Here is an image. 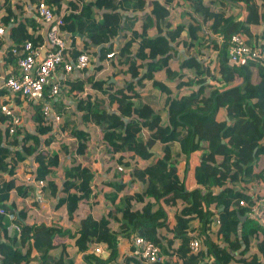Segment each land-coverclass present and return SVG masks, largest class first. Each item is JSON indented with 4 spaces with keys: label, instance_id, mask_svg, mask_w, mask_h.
<instances>
[{
    "label": "trees",
    "instance_id": "1",
    "mask_svg": "<svg viewBox=\"0 0 264 264\" xmlns=\"http://www.w3.org/2000/svg\"><path fill=\"white\" fill-rule=\"evenodd\" d=\"M45 1L59 12L64 2ZM68 1L72 12L63 15L66 30L85 36L87 49L104 46L106 53L100 56L95 73L107 68L105 59L115 53L110 58L112 74L125 84L118 87L96 74L87 81H63L61 95L75 101L82 125L69 113L70 104L57 99L54 109L61 120L56 130L43 110L54 100L52 86L47 85L42 101L34 104L35 132L26 133L22 140L12 137L14 144L21 143L20 150L4 145L11 139L10 120L0 114V208L15 211L3 205L10 192L18 190L26 196L32 190L33 186L17 185L15 178L5 175H13L20 160L35 155V179L45 182L41 194L54 202L55 212L50 224L30 225L28 211L23 209L16 221L21 231L13 235L7 216L0 213V264H31L36 251L46 253L39 264H79L69 250L72 244L78 248L76 253L85 254V264H118L123 256L119 243L129 241L135 232L160 246L165 259L155 264H264V226L239 203L251 196L227 187L240 179L264 182V63L232 66L228 62L235 34L252 44L262 31L264 43V0ZM12 4V0H0L1 8L8 11L3 21L11 28L12 39L5 52L6 67L18 64L26 40L35 46L43 43L40 35L31 33L39 27L36 20L27 18L11 26ZM173 6L186 11L188 25L172 22ZM96 9L104 10L100 20ZM228 10L233 13L228 15ZM120 33L126 41L115 50L114 40ZM5 44L0 39V49ZM83 51L71 50L72 58ZM147 82L159 95L142 89ZM86 83L101 91L103 98L87 91ZM97 129L102 133L98 137ZM25 130L18 128L21 133ZM169 132L174 134L166 139ZM61 135L77 140L73 150L62 144L67 160L46 149L59 143ZM95 139L105 150L101 176L78 159ZM174 139L181 145L184 163L174 158L169 145L153 159L151 150L158 140ZM31 140L34 144L28 145ZM202 150L208 151L199 158ZM134 161L137 164L128 171ZM183 164H190V174H181ZM192 181L195 186L187 191ZM179 197H185L186 203H180ZM164 199L180 209L174 224L167 223ZM94 206L107 208V213L96 218ZM215 213L221 217V229L206 235V225ZM245 215L248 218L243 220ZM169 234L176 237L174 250ZM196 237L204 239L206 246L193 254L190 242ZM100 244L108 255L94 252ZM52 250L58 253L51 254Z\"/></svg>",
    "mask_w": 264,
    "mask_h": 264
},
{
    "label": "crops",
    "instance_id": "2",
    "mask_svg": "<svg viewBox=\"0 0 264 264\" xmlns=\"http://www.w3.org/2000/svg\"><path fill=\"white\" fill-rule=\"evenodd\" d=\"M89 0H87L88 2ZM12 10L14 12V16L11 17L10 21L12 22L11 26H16L18 23H25V20H27V18L36 20L39 23V27L37 29H33L31 31V33L33 32L34 36L40 35L43 38V43L45 44V33L49 28L50 23L44 21L43 19H41L37 12H36V3L32 2V0H12ZM82 4V3H81ZM62 9L57 10L55 7V12L57 15H64V13H70L72 12L71 8L69 9V1L68 0H64L63 5H62ZM241 6V5H240ZM2 6H0V21H2L4 24L5 22L3 21L4 17L8 16V11L5 7L1 8ZM174 8H172L171 10V20L173 23H181L183 25H188L190 20L187 17L186 11L183 10L180 7H176L173 6ZM150 9V8H149ZM228 9V8H227ZM233 10V8H231ZM236 9V8H235ZM243 11V8L241 6V11ZM95 17L97 20H100L102 18V14L104 12V10H98L96 9L95 11ZM239 12V13H240ZM231 13H233L232 11L230 12V10H228V15H230ZM13 20V21H12ZM264 27V24L262 26V28ZM7 31L6 34L4 35L3 39L5 40L6 44L4 49H0V64H1V69H0V97L5 101L7 99V101H14L15 104H17L19 112L21 114L22 117V122L19 125L20 127H24L26 128V130L22 133L17 131V133L12 134L9 130V134L11 139H8V142L5 141L4 145H7L10 149L12 150H20L22 149V145L20 144H14V139H12V137H16V138H20L21 140L23 139L24 135L26 133H33L35 132V123L33 121V114H34V104L35 103H31L30 101L26 100L25 98H22L20 95L13 93L11 90H9L7 87L4 86L3 84V79L8 76V75H13V74H18L19 73V69H18V64L15 66H5V61H6V48L12 44V39H11V33H10V27L6 26ZM62 31L64 33V37L68 38L67 40H69L70 42H72V51L73 50H78V52L86 50V52L89 53V55L91 56V63L89 65V67H87L84 70H74L69 74H66L62 69L58 70L53 77L51 78L50 83L54 84L58 81L62 82L66 81V80H81V81H87V79L90 76L93 75H97L98 78H102L104 80H110L111 82H115L117 84L118 87L123 86L125 84L124 80L117 76L114 77V75L112 74V64H111V60L108 57L107 59H105V63L107 65V68H104L103 70L95 73L96 67L98 65H100V56L102 54H105V50H102L104 48V46H97L90 49H87V39L85 36L82 35H73L71 32H69L68 30H66L65 26H63ZM255 34V32H254ZM258 38L253 37V39L251 40L253 45L259 44L260 42H262V31L260 32L259 35L255 34ZM186 36V34H185ZM126 41V38L124 36L123 33H120V35L114 40V44H115V50H118ZM108 46V44L106 45ZM74 47V48H73ZM44 52V50H43ZM72 56V55H71ZM87 84V91H91L92 93H96L99 96H101L103 98V93L101 91H97L91 88L90 83H86ZM172 84V86H174V83H170ZM142 89H148V90H152L153 93L155 95H159V90L157 88H155L152 84V82H147L145 84L144 87H142ZM107 100H106V99ZM105 103H107V105L110 108V102L109 99L107 97H105ZM63 100L64 103L70 104L71 109L70 112L73 115V118H76L78 123L80 125H82V118L80 115H78V110H77V106L75 101L71 100V98L66 95H58L57 97H54V100L51 101L49 104H51V106L54 109V104H55V100ZM42 101V99H41ZM111 110V108H110ZM54 111H56L54 109ZM67 113V114H69ZM0 114H2L0 112ZM70 114V115H71ZM49 119L53 122V127L56 130L58 128L57 123L55 121V118L53 115L49 116ZM3 127H7V125L3 124ZM93 131V130H92ZM101 131L100 129H97V137L98 135H101ZM96 135H94L96 137ZM94 137V138H95ZM59 138L61 139V141L59 143H54L53 145L50 146H46L47 150H50L51 152H59L61 155V158L63 160H67L68 157L67 155H64V153L62 152V144L66 143L69 144L71 150L76 148V139L73 137H67L66 135H61L59 136ZM70 139V140H68ZM75 139V140H74ZM144 140V139H143ZM100 140L99 139H95V143L94 145L89 148V150L82 156L78 157L79 160H81L84 165H87L89 167H91L92 169H94L97 173V176H101L104 170L103 167V160L105 158L104 155V148L102 146H100ZM34 142L31 140L28 142V145H33ZM165 145H169L170 147H172L173 149V156L174 158H179L180 162H185L186 158L185 156H180L181 155V145L177 140H170V141H164V140H158L153 148H152V152L155 154L153 159L156 157H159L162 155L163 153V148ZM208 150H202L201 152L198 153V157L200 158L199 155H202L204 152H207ZM72 152V151H71ZM73 153V152H72ZM221 159L219 158L218 161H220ZM137 161H140L139 159ZM137 161H134L135 164H137ZM262 161L260 162V164L262 165ZM63 166V163H61V167ZM190 164L188 165H180V172L182 175H188L190 174ZM36 169H37V163L35 160V155L33 156H29L24 160H20L17 164L16 167V171L13 175H5V177H8L9 179H16V183L18 184H22L25 183L28 186H33L32 190L28 191V194L25 196L24 194H22L21 192H19L18 190H12L10 192L9 198L8 200H5L3 202V205L6 206L9 209L15 210L17 212V214L19 215V213L21 211H23V209H26V211H28V216L26 218V222L29 223L30 225L32 224H39L42 222H47V224H50L53 216L55 214L54 212V202L48 198H44L42 196V185L40 184V182L38 180L35 179L36 176ZM63 170L60 169L59 173H61ZM126 181L128 183H131L130 181V177H128L126 179ZM132 184V183H131ZM45 185V184H44ZM195 186V181L190 182V188L187 191H190L191 189H193ZM227 187L231 190V192H244L247 195L250 194V192H255L259 195H264V182L261 181H255L253 183H250L246 180L240 179L236 182H228ZM180 198V197H179ZM185 197H181L180 198V203H186V198ZM166 212H167V223L169 224H174L176 223V214L180 213V209L177 206V204L172 203V202H167V199H164L162 201ZM1 205V204H0ZM233 207H236L233 205ZM107 213V208L103 207L102 209H100L99 207L94 206L93 207V214L95 215L96 218H98V216L100 215H105ZM216 214L219 213H215L213 216H215ZM251 217V215H250ZM122 218V215L119 213L118 214V219ZM260 223V222H259ZM165 231V229H162L160 231V233H163ZM132 237V236H131ZM168 237L171 239V243H170V249L174 250L177 248V244L176 242V237L174 234H169ZM168 243V242H167ZM72 244V243H71ZM119 246L122 249V253L123 256L121 255L120 257V261L118 262V264H132L131 262V238L130 240H123L121 243H119ZM206 246V245H205ZM205 248V247H204ZM71 251V254L76 258L77 263L79 264H85L84 263V253H80L78 255H76L75 253L78 251V248L75 244H72V247H70L69 249ZM41 252H35L33 255L35 257V259L31 262V264H39V261H41L42 259H40L39 254ZM51 254H57L58 251L57 250H52L50 252ZM102 254H106L108 255L109 252H107V249L104 247V252ZM240 256V254L238 252H236V258H238ZM79 257H81V260L79 261ZM229 264H237L235 262H231Z\"/></svg>",
    "mask_w": 264,
    "mask_h": 264
},
{
    "label": "built area",
    "instance_id": "3",
    "mask_svg": "<svg viewBox=\"0 0 264 264\" xmlns=\"http://www.w3.org/2000/svg\"><path fill=\"white\" fill-rule=\"evenodd\" d=\"M36 12L44 21L50 23L45 33V44L35 46L31 40H26L21 48L24 55L18 60V74H13L3 79V84L15 94H20L22 98L31 103L39 102L43 99V94L47 85H51V97L61 95L62 82L58 81L54 84L50 83L53 75L60 69L66 74L74 70H84L91 63V56L88 52H81L77 58L71 56V42L64 37L62 28L64 26L63 15H57L55 8L45 0L36 3ZM13 21V20H12ZM6 25L0 21V38L6 34ZM229 58L230 65L247 64L249 61H257L264 63V43L252 45L238 34H235L230 42ZM44 50V52H43ZM14 52L18 53V48H14ZM45 53V55H43ZM115 53H109L111 58ZM40 61V62H39ZM45 116L53 115L57 126L61 120V116L57 114L51 104H46L43 108ZM0 112L9 117V130L12 134L17 133L22 117L17 104L7 99L4 101L0 97ZM70 140V139H68ZM75 140V139H74ZM147 140V139H144ZM77 142V141H76ZM135 162L131 163V167L127 170L132 171ZM121 171H125L124 166H120ZM44 186V181H39ZM42 189V188H41ZM250 200L241 199V206L249 209L248 215H255V218L264 226V195L250 192ZM0 213L7 216L10 235L21 231L20 225L16 222L18 214L16 211L8 212L4 208H0ZM222 226V220L219 214L212 216L206 225V235L218 234ZM206 237V236H205ZM131 262L132 264H155L163 262L165 257L161 252V248L154 241L146 239L139 233H133L131 237ZM205 247V241L202 238H193L190 242L191 253H198ZM96 254L104 252V246L98 245L94 248ZM40 259L46 257V253L39 254Z\"/></svg>",
    "mask_w": 264,
    "mask_h": 264
},
{
    "label": "water",
    "instance_id": "4",
    "mask_svg": "<svg viewBox=\"0 0 264 264\" xmlns=\"http://www.w3.org/2000/svg\"><path fill=\"white\" fill-rule=\"evenodd\" d=\"M66 39H68V38L66 37ZM43 55H45V53H44ZM39 62H40V61H39ZM251 217H252V218H255V215H251ZM247 218H248L247 215H245V216L242 217L243 220H244V219H247Z\"/></svg>",
    "mask_w": 264,
    "mask_h": 264
},
{
    "label": "rangeland",
    "instance_id": "5",
    "mask_svg": "<svg viewBox=\"0 0 264 264\" xmlns=\"http://www.w3.org/2000/svg\"><path fill=\"white\" fill-rule=\"evenodd\" d=\"M170 134H174V133H172V132H169L168 134H166V139L168 138V136L170 135ZM76 255H78V254H80V252L79 253H75ZM81 260V257H79V261Z\"/></svg>",
    "mask_w": 264,
    "mask_h": 264
}]
</instances>
